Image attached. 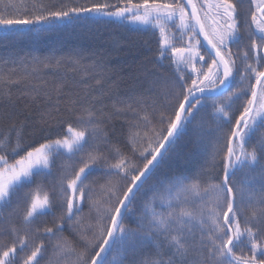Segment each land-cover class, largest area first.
Segmentation results:
<instances>
[{"label":"snow or ice","instance_id":"obj_1","mask_svg":"<svg viewBox=\"0 0 264 264\" xmlns=\"http://www.w3.org/2000/svg\"><path fill=\"white\" fill-rule=\"evenodd\" d=\"M120 21L157 45L127 71L15 51ZM0 46V264H264V0H8Z\"/></svg>","mask_w":264,"mask_h":264},{"label":"trees","instance_id":"obj_2","mask_svg":"<svg viewBox=\"0 0 264 264\" xmlns=\"http://www.w3.org/2000/svg\"><path fill=\"white\" fill-rule=\"evenodd\" d=\"M7 2L8 0H3V3ZM12 2L20 5L22 3H30L32 0H12ZM44 2H47V0H44ZM3 3H0V8L3 7ZM114 42L119 47H114ZM101 47L112 52L114 62L121 63L127 71L129 68H134L140 62L151 60L155 55L157 45L153 40L150 26L120 21L116 24H89L80 27L68 26L61 28L57 32L48 33L33 40L18 41L15 51L21 54L32 51L35 54L46 55L53 49L57 50L60 54H67L73 50L92 52ZM7 55L8 52L0 46V57H7ZM0 68H3V66L0 65ZM205 127L214 128L215 125L209 120ZM227 130V127L223 128V131L226 132ZM209 152H211V146H209ZM171 167L183 168L185 166L181 161H173ZM167 171L168 168H162L160 169V174H164ZM237 179L243 180V173H237ZM10 211V209L0 210V229L7 227L10 223H18L16 217L8 216ZM64 235L68 236V233L65 232ZM113 256H116L117 259L120 258L119 254L114 252L109 255L108 259L112 260ZM70 261V256L56 255L49 246L41 259V264H50V262L51 264H70Z\"/></svg>","mask_w":264,"mask_h":264}]
</instances>
